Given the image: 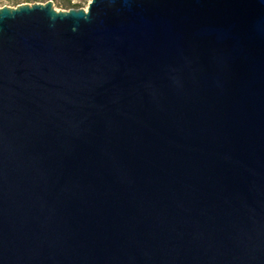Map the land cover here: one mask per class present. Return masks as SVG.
Masks as SVG:
<instances>
[{
    "label": "water",
    "instance_id": "95a60500",
    "mask_svg": "<svg viewBox=\"0 0 264 264\" xmlns=\"http://www.w3.org/2000/svg\"><path fill=\"white\" fill-rule=\"evenodd\" d=\"M0 264H264V0L1 8Z\"/></svg>",
    "mask_w": 264,
    "mask_h": 264
},
{
    "label": "rangeland",
    "instance_id": "374dc122",
    "mask_svg": "<svg viewBox=\"0 0 264 264\" xmlns=\"http://www.w3.org/2000/svg\"><path fill=\"white\" fill-rule=\"evenodd\" d=\"M51 2L55 11H68L70 9H87L90 0H0V9L4 7L15 8L23 4H45ZM77 6L78 8H70Z\"/></svg>",
    "mask_w": 264,
    "mask_h": 264
},
{
    "label": "trees",
    "instance_id": "16d2710c",
    "mask_svg": "<svg viewBox=\"0 0 264 264\" xmlns=\"http://www.w3.org/2000/svg\"><path fill=\"white\" fill-rule=\"evenodd\" d=\"M70 8H78L77 6H71Z\"/></svg>",
    "mask_w": 264,
    "mask_h": 264
}]
</instances>
